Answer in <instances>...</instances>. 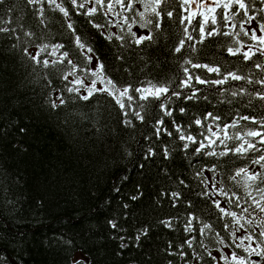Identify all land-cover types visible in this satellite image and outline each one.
<instances>
[{"label":"trees","instance_id":"obj_1","mask_svg":"<svg viewBox=\"0 0 264 264\" xmlns=\"http://www.w3.org/2000/svg\"><path fill=\"white\" fill-rule=\"evenodd\" d=\"M57 2H63L69 9L81 39L99 52L109 75L121 85L167 80L178 72V61L185 56L219 66L224 72L247 74L252 67L251 62L245 64L241 57L228 56L226 48L231 39L223 36L196 45V52L188 50L186 44L185 50L173 55L171 50L183 36L179 24L181 10L175 6L178 0L168 5L169 10L175 6L174 17L171 21L166 19L162 31L155 33L157 43L145 42L140 48L130 42L125 48H118L116 41L109 44L83 16L75 15L69 0ZM7 3L14 5L13 12L6 14L0 8V21L10 19L11 23H0V27L15 28L21 41L27 40L24 32L30 31L35 34V44L62 42L71 58L79 62V51L70 42L62 14L45 4V23L41 24L25 0H7ZM260 7L264 5L256 0L253 8ZM250 14L257 15L255 11ZM260 16L264 13L258 19ZM95 19L103 22L100 15ZM252 26H256L255 21ZM134 31L145 34L147 30H140L137 25ZM16 43L12 33H0V264H71L73 259L81 258L91 260V264H168V261L181 264L178 256H168L164 249L169 241L173 248L182 242L183 222L188 213L212 224L220 238L232 243L228 232L223 230V222L217 219L212 200L202 195L204 186L195 173L202 166L207 169L215 164L217 179L243 197V188L229 180V176L234 175L235 168L248 165L250 158L231 154L227 158L197 157L192 154L197 145H190L186 153L172 121L187 129L190 121L198 117L206 127L213 123L211 119H203L209 112L221 117L218 122L221 125L239 120L241 115L259 120L264 116V102L252 98L249 103L247 95L231 96V91L243 84L242 81L230 80L219 86V90L198 86L197 101L173 100L171 107L176 109L173 116L163 117V127L172 131L173 136L161 134L156 140L152 122L162 114L151 105L142 112L143 123L133 118L134 128L123 126L121 114L110 98L103 95L80 101L75 94L64 91L67 104L51 110L47 97L54 98L53 89H63L66 82L58 78L59 71L50 70L53 83L48 87L32 71V63L18 49H12ZM29 49L35 51L34 46L30 45ZM117 54L123 56V61L115 59ZM252 72L259 76L255 68ZM245 86L249 91L259 89V85ZM179 107H185L186 114L181 115ZM239 125L238 129L229 128V133L258 127L246 121H239ZM187 130L194 135L200 131L194 124ZM145 135L151 136V140H146ZM228 143L232 147L236 142ZM149 145L157 155L146 160L145 150ZM165 147L170 152L167 160L163 158ZM214 147L221 150L218 143ZM225 160L229 163L222 166ZM204 175L212 173L205 171ZM180 179L189 187L180 185ZM138 188L143 195L132 200L130 197ZM161 189L181 193L177 207H172L166 198L156 203L155 197ZM233 210L239 212V209ZM161 220H171L176 231L165 228ZM109 221H115L117 228L113 229ZM141 228H148L149 233L142 236L138 245L135 236ZM206 242L210 248L216 247ZM122 243L126 245L123 248ZM213 255L218 253L213 251ZM204 264H211L206 255Z\"/></svg>","mask_w":264,"mask_h":264},{"label":"snow or ice","instance_id":"obj_2","mask_svg":"<svg viewBox=\"0 0 264 264\" xmlns=\"http://www.w3.org/2000/svg\"><path fill=\"white\" fill-rule=\"evenodd\" d=\"M25 2L34 11L41 24L45 23V4L49 9L62 14L70 33V42L79 51V62H77L71 58L70 52L66 50V45L62 42L35 44L33 40L35 34L30 31L24 32L27 40L21 41L15 28L0 27V33L13 34L17 43L12 45V49H18L22 56L32 63V71L45 80L48 87H52L53 83L49 71L60 72L58 78L66 82L65 86L63 89H53L54 98L49 95L46 101L53 111L67 104L63 95L64 91L75 94L80 101H89L96 95H103L110 98V102L121 114L123 126L134 128L133 118L143 123L145 118L142 112L147 111L151 105L158 108L159 113L162 114L159 118L154 117L152 122L154 128L152 135L159 140L161 134L173 136L172 131L163 127V117H172L176 110L171 107L173 100L197 101L200 91L198 86L217 87L219 90V86L227 84L230 80L242 81L243 84L231 91L232 97L247 95L250 98L249 103L252 98L264 102V59H261L264 58V16L258 19L259 14L264 13V7L253 8L256 0L251 2L248 0H178V5H175L181 10L179 24L182 26L183 36L171 50L173 55L185 50L186 44L188 50L196 52V45H203L206 40L223 36L231 39V43L226 48L228 56L241 57L245 64L251 62L252 67L247 74L231 70L224 72L219 66L194 61L190 56H185L178 61V72L169 79L155 82L143 80L138 86L131 83L121 85L109 75L107 64L99 52L92 45L84 42L77 33L75 22L63 2L58 3L57 0H25ZM69 2L76 16H83L91 28L109 44L113 41L119 42L118 48H125L127 42L137 48L145 42L157 43L155 33L162 31L166 19L168 21L173 19L175 11V6L171 10L168 8L173 0H69ZM260 4L264 5V0H260ZM0 8L6 14H10L13 12L14 5H8L7 0H0ZM252 11H255L257 15L250 14ZM98 15L103 17L102 23L96 21L95 18ZM253 21L256 22L255 27L252 26ZM0 23L10 24L11 20L3 19ZM137 25L140 30H147L146 33L138 34L134 31ZM113 28L118 31H111ZM30 45L34 46L35 51H30ZM115 59L123 61L124 58L117 54ZM57 66L62 68L58 69ZM252 68L259 73L258 77L252 72ZM124 71L129 72V69L124 68ZM245 85L253 88L259 85V89L249 91ZM186 111L185 107H179L181 115L186 114ZM203 119H211L213 123L205 127L201 118L197 117L187 125V129H191L193 124L200 129L197 135L192 134L173 119L175 134L180 141L184 142L182 149L186 153L190 145H197L192 153L197 157L227 158L231 154L250 158L248 165L235 168L234 175L229 176V180L243 188V197L228 188L223 180L217 179V165L213 164L207 169L202 166L195 173L204 186L202 195L212 200L218 212L217 219L223 222V230L228 232L232 243L229 244L225 239L220 238L219 232L215 231L212 224L193 213H188L183 222L182 242L173 248L172 242L169 241L164 251L168 256H178L181 264H204L205 255L210 259L211 264H264V116L258 120L255 117L241 115L239 120L223 125L218 123L221 117L210 112L206 113ZM239 121H246L258 127H245L243 131L237 130L230 134L229 128L238 129ZM20 131L23 132L25 129ZM151 138L145 135L146 140ZM229 141L236 143L230 147ZM217 143L221 148L220 151L214 147ZM257 153L259 155H256ZM156 155V150L149 145L145 150L144 159L147 160ZM169 156V149L165 147L163 158L167 160ZM228 163L229 161L225 160L222 166H227ZM253 165L258 168L251 167ZM205 171L212 175L205 176ZM179 184L189 187L184 179H180ZM142 195L143 192L138 188L137 193L130 198L137 200ZM165 198L174 208L182 199L178 191L161 189L155 201L160 204ZM220 198H223V201ZM225 204L227 207L224 206ZM191 206L189 202L188 207ZM233 209H239V212ZM109 223L113 229L117 228L115 221H109ZM160 223L170 231H176L171 220H161ZM197 224L199 227L196 226ZM148 233V228L138 230L135 236L138 245L142 236H147ZM206 240L216 247L210 248ZM125 246L121 244V248ZM224 249H229L230 252L226 253ZM213 251L218 255H213ZM71 264H91V260L73 259ZM168 264L173 262L168 261Z\"/></svg>","mask_w":264,"mask_h":264},{"label":"bare ground","instance_id":"obj_3","mask_svg":"<svg viewBox=\"0 0 264 264\" xmlns=\"http://www.w3.org/2000/svg\"><path fill=\"white\" fill-rule=\"evenodd\" d=\"M21 98V97H20ZM122 135V134H121ZM111 169V168H110Z\"/></svg>","mask_w":264,"mask_h":264}]
</instances>
